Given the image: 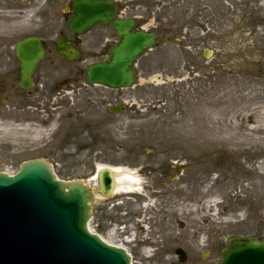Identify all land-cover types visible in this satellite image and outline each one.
<instances>
[{
    "label": "rangeland",
    "instance_id": "1",
    "mask_svg": "<svg viewBox=\"0 0 264 264\" xmlns=\"http://www.w3.org/2000/svg\"><path fill=\"white\" fill-rule=\"evenodd\" d=\"M44 1L0 0V172L44 158L60 180L91 188L98 168L136 173L139 192L96 193L90 221L134 264H213L229 237L264 238V0H113L116 15L157 41L137 60L131 88H104L90 123L78 119L85 104L71 87L57 86L99 59L86 47L92 33L82 38L87 62L59 58L56 37L69 33L38 29L51 18L33 6ZM27 36L48 48L24 91L13 48ZM104 36L105 59L117 37L110 26ZM117 102L119 113L108 112Z\"/></svg>",
    "mask_w": 264,
    "mask_h": 264
},
{
    "label": "water",
    "instance_id": "2",
    "mask_svg": "<svg viewBox=\"0 0 264 264\" xmlns=\"http://www.w3.org/2000/svg\"><path fill=\"white\" fill-rule=\"evenodd\" d=\"M71 7L74 16L67 23L73 33L82 34L96 23L111 24L119 38L109 48L107 61L87 66L88 81L110 89L131 87L134 62L154 45V32L134 30L131 18H114L109 0H74ZM64 37H57L56 53L72 60L77 50ZM13 50L19 85L30 88L32 73L44 56L42 43L26 37ZM52 170L43 159H34L21 163L14 175L0 172V264H131L122 248L87 228L94 212L92 192L111 193L110 170L98 172L99 189L92 190L85 182L60 181ZM220 255L215 264H264V239L232 236Z\"/></svg>",
    "mask_w": 264,
    "mask_h": 264
},
{
    "label": "flooded vegetation",
    "instance_id": "3",
    "mask_svg": "<svg viewBox=\"0 0 264 264\" xmlns=\"http://www.w3.org/2000/svg\"><path fill=\"white\" fill-rule=\"evenodd\" d=\"M35 1V0H33ZM74 0H45L42 3V8L34 5L33 6L37 7V12L39 16H43L44 14L46 15H50L51 18H53L55 21H53L50 18L49 22H54L55 24H51V23H47V21L43 22V24H41L39 26L38 29L40 30H46V31H54L57 30V32H62V28L64 27V30L67 31L69 33V37L67 38V42L69 44H71L73 47H75L77 49V55L76 57L71 60V61H67L66 58H64V56L58 55L59 58L63 59L64 61L67 62H74L79 60L87 62L88 57H85V54L83 52L84 47H83V37L88 34V33H92V37H91V43L90 45L86 46L93 55H95V57H99V59L94 60V61H89L87 62L86 66H88L91 62H99V61H105L107 59H104V25L97 23L96 25H94L89 31L85 32L82 35H76L74 33H72L70 31V29L68 28L67 25V20L70 17L74 16V13L72 11V3ZM58 23H60V28H57L59 25ZM55 28V29H53ZM38 37V36H37ZM58 37V36H57ZM39 39H41L44 49H45V55L47 52L48 46L47 44L44 42V40L42 38L39 37ZM56 41V40H55ZM55 47V44H54ZM54 52H55V48H54ZM108 52V50H107ZM44 55V57H45ZM39 65V64H38ZM38 67V66H37ZM36 67V69H37ZM35 69V71H36ZM87 67H84L83 70H77V72L74 73H66V78H62V80H60V83L58 84V89H60L61 91H63L64 88H69L71 87V91L74 93V97L77 103L82 102L85 104L84 108L81 107V109H79L78 112V119H88V123H90V117H91V107H103L104 108V87L102 85H93L90 84L87 80ZM34 71V72H35ZM34 75V74H33ZM17 81V80H16ZM37 82V80H36ZM35 79L33 76V85L30 89L27 90H31L34 86H35ZM17 86L19 89L24 90L22 88L19 87L18 85V81H17ZM101 88L100 90L96 91V89ZM12 90H14V87H11ZM4 90V86L3 84L0 82V91ZM24 90V91H27ZM79 106V105H78ZM112 107V106H111ZM108 112H110V110H108ZM104 119L102 121V125L104 126ZM73 138V137H71Z\"/></svg>",
    "mask_w": 264,
    "mask_h": 264
},
{
    "label": "bare ground",
    "instance_id": "4",
    "mask_svg": "<svg viewBox=\"0 0 264 264\" xmlns=\"http://www.w3.org/2000/svg\"><path fill=\"white\" fill-rule=\"evenodd\" d=\"M243 15L245 16V14ZM112 171H113L112 191L114 193L122 194V193H127V192H139L142 184H141V179L139 178L138 175H136V173L128 169L123 170L122 168H115V169H112ZM216 203H217L216 199L210 198L206 200L204 204L202 205L210 210V208L215 206ZM140 232L141 233L143 232L141 228H140ZM147 239H150V238L146 237V240ZM147 246L150 247L151 245L149 244Z\"/></svg>",
    "mask_w": 264,
    "mask_h": 264
}]
</instances>
